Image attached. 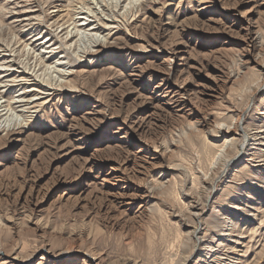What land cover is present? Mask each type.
Instances as JSON below:
<instances>
[{
  "label": "rangeland",
  "instance_id": "374dc122",
  "mask_svg": "<svg viewBox=\"0 0 264 264\" xmlns=\"http://www.w3.org/2000/svg\"><path fill=\"white\" fill-rule=\"evenodd\" d=\"M16 1L0 0L6 23L41 2ZM137 18L74 64L87 71L71 76L77 88L55 94L24 131L0 133V249L26 258L5 262L13 259L2 252L0 264H264V44L245 38L254 25L252 36L264 39V0H159ZM190 64L198 68L179 74ZM187 78L204 91L158 115L156 86ZM217 79L211 96L205 87ZM245 108L240 126L261 127L263 141L237 152L240 137L232 132L222 146L216 128H234ZM136 110L157 113L146 132L130 128ZM230 156L197 221L189 201L205 198ZM88 157L98 163L91 178Z\"/></svg>",
  "mask_w": 264,
  "mask_h": 264
},
{
  "label": "bare ground",
  "instance_id": "6f19581e",
  "mask_svg": "<svg viewBox=\"0 0 264 264\" xmlns=\"http://www.w3.org/2000/svg\"><path fill=\"white\" fill-rule=\"evenodd\" d=\"M20 1L27 2L28 0H17L14 4H19ZM38 1L32 0L31 4ZM40 1V7L37 10L33 5L17 9V15L13 16L8 23L6 21L10 18L6 19L4 12L9 10V4H4L0 8V133L5 132L8 136L24 131L23 124L43 107L44 109L52 107L51 100L55 94L62 96V92L77 88L71 76L74 77L87 71L76 70L74 64L78 60L82 61L99 55L103 46L110 45L109 37L128 33L129 30L135 28L137 16L144 6L159 0H62V3H58V0ZM254 32H256L254 25L247 26L245 38L249 39L254 47L261 46L264 44V39L257 41V38L252 36ZM58 52H61L59 57L53 59ZM197 66V64L187 65L178 70L179 74L188 73L190 76L193 73L190 69L198 68ZM223 73L226 75L225 72ZM225 75L221 74L223 82ZM218 85L220 83L217 79L205 89L211 90L209 93L213 96ZM156 89L164 92L163 98L160 99L163 107L159 106L157 110L162 111V114L158 115L165 116V119L167 114L184 109L187 101L192 102L198 97L197 93L204 91L201 88H190L188 78L183 80L181 85L173 86L162 83L156 86ZM147 106L150 107V103H147ZM246 113L245 108L238 114L234 128L228 124L222 126L221 123L217 126L216 132L226 137L222 146L228 144V138L232 132L240 137L238 147L235 146L237 152L240 151L239 148L249 147L251 142H253V148H258L254 144L262 143L263 131L259 130L261 127H256L259 128L258 131L251 134L250 125L240 126L239 123L242 118L246 117ZM134 114H137V110L130 116H126L129 122L132 121L130 128L142 133L150 128L157 113L155 111L145 117H135ZM204 123H208L206 118ZM231 144H234V140L229 146ZM217 157L219 155H215L213 160L215 161ZM233 158L232 156L229 159L226 157L221 159L225 162L218 167L214 177L211 178L205 198H197L194 202L189 201V214L197 221L203 218L211 193L217 185L218 174H222ZM94 160L90 157L85 160V166H83L85 178L94 177L93 172L98 164ZM171 165V169L179 167L177 164ZM186 225L191 226L190 223ZM193 227L191 234L196 243L201 238V230L198 222H195ZM2 252L3 255L6 254L8 258H12L9 252L0 249V253ZM12 259L5 260V262H14L15 259L26 260V258L17 256ZM41 259L44 260L46 257L42 256ZM74 259L72 257L69 261Z\"/></svg>",
  "mask_w": 264,
  "mask_h": 264
},
{
  "label": "water",
  "instance_id": "95a60500",
  "mask_svg": "<svg viewBox=\"0 0 264 264\" xmlns=\"http://www.w3.org/2000/svg\"><path fill=\"white\" fill-rule=\"evenodd\" d=\"M90 257V256H89ZM91 259H93V258H91ZM94 260V259H93Z\"/></svg>",
  "mask_w": 264,
  "mask_h": 264
}]
</instances>
